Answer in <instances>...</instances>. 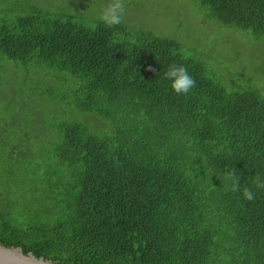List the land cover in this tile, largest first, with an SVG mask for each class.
I'll list each match as a JSON object with an SVG mask.
<instances>
[{
  "label": "trees",
  "instance_id": "16d2710c",
  "mask_svg": "<svg viewBox=\"0 0 264 264\" xmlns=\"http://www.w3.org/2000/svg\"><path fill=\"white\" fill-rule=\"evenodd\" d=\"M192 1L206 27L230 34L196 43L194 58L174 39L104 22L0 24V60L71 75L76 106L108 123L99 135L58 122L41 152L0 150L2 245L54 264H264V190L252 186L264 176V57L237 53L224 75L207 53L243 39L264 56V0ZM173 63L195 80L187 94L164 76Z\"/></svg>",
  "mask_w": 264,
  "mask_h": 264
},
{
  "label": "rangeland",
  "instance_id": "374dc122",
  "mask_svg": "<svg viewBox=\"0 0 264 264\" xmlns=\"http://www.w3.org/2000/svg\"><path fill=\"white\" fill-rule=\"evenodd\" d=\"M109 0H0V24L11 23L21 17L41 15L69 18L83 25H95ZM126 14L119 28L121 34L143 30L154 35L179 42L187 57L194 58L196 43L207 42L212 37L229 39V32L210 29L203 23L196 4L192 0H126ZM234 46L218 45L209 48L213 61L208 63L224 75L241 65L243 57L259 51L249 49L246 40L236 39ZM234 62L231 58H238ZM207 55V54H206ZM3 58V57H2ZM229 68H227V67ZM244 72V70L242 69ZM217 77V76H216ZM77 80L63 72H53L34 62L13 64L6 58L0 60V134L7 137L0 141V150L13 145H28L36 153L41 152L56 138V123L73 121L85 124L88 130L99 135L108 131V123L100 117L81 111L73 100ZM264 95V92H263ZM10 129L11 131H8ZM16 135L18 137H15ZM21 149L23 147L21 146Z\"/></svg>",
  "mask_w": 264,
  "mask_h": 264
},
{
  "label": "clouds",
  "instance_id": "9594fccd",
  "mask_svg": "<svg viewBox=\"0 0 264 264\" xmlns=\"http://www.w3.org/2000/svg\"><path fill=\"white\" fill-rule=\"evenodd\" d=\"M126 11V0H109L102 10L100 20L109 27L119 25L122 23ZM164 76L171 81V88L176 93L187 94L195 86L194 78L183 65L175 63L169 65V70L164 73ZM224 179L228 191L236 192L240 189V177L236 173L226 172ZM252 186L258 190H264V176L254 175ZM253 187L245 186L243 188V197L248 201H254L256 198Z\"/></svg>",
  "mask_w": 264,
  "mask_h": 264
},
{
  "label": "water",
  "instance_id": "95a60500",
  "mask_svg": "<svg viewBox=\"0 0 264 264\" xmlns=\"http://www.w3.org/2000/svg\"><path fill=\"white\" fill-rule=\"evenodd\" d=\"M0 264H54L42 257L36 258L32 252L23 253L20 247H6L0 243Z\"/></svg>",
  "mask_w": 264,
  "mask_h": 264
}]
</instances>
